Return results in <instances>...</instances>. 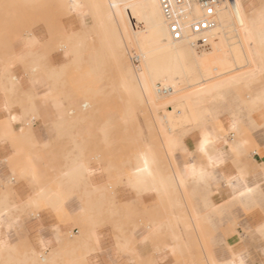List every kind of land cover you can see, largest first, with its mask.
<instances>
[{
    "label": "crops",
    "instance_id": "crops-1",
    "mask_svg": "<svg viewBox=\"0 0 264 264\" xmlns=\"http://www.w3.org/2000/svg\"><path fill=\"white\" fill-rule=\"evenodd\" d=\"M2 1L0 22H3L2 11H8L10 15H18L20 11L21 18L15 26L16 34L10 40L16 60L10 72L15 92L10 104L0 93V120L8 118L10 133H20V136L15 142L0 140V188L5 187L13 168V165L12 168L7 165L6 160L18 159L17 168L13 169L19 170L25 153L31 156L36 177L33 180L32 175L25 174L24 178L13 180L6 186L8 201L16 206V210L11 211V216L7 212L1 214L0 240L4 241L5 237L7 240L3 249L11 248L14 241L19 240L21 251L27 254L30 251L47 253L57 246L62 231L74 229L70 223L60 225L59 217L51 206L40 207L34 217L22 215V201L34 196L35 186L46 183L52 176H59L72 162L88 160L87 182L79 189L104 186L100 196L93 195L90 199L93 204L98 203L101 210L93 222L96 241L85 264H206L210 259L235 261L236 264L243 259L246 264H262L264 237L256 229L264 222V210L261 208L264 202V159H261L264 150V98L248 112L237 108L219 116L213 109L217 104L211 103L210 110L207 108L209 116L184 125H192L194 129L178 134V146L170 152L161 146L155 147L164 178L162 185L137 192L122 180L123 177L111 184L110 170L101 163H93V148H72V140L82 143L83 136L76 131L57 130L56 125L62 123V117L51 114L50 100L41 102V93L48 87L43 82V75H48L72 58L69 48L51 50V44L66 39L71 42L81 35L82 22L88 17L86 6L78 5L72 12L63 11L56 22L58 33L52 37L48 22H33L35 3L32 0H5L8 7H2ZM241 1L247 23L257 38L255 46L253 40L250 41L252 50L259 47L261 66L253 73L254 77L264 69V0ZM29 22L33 23L25 29ZM31 48L33 55H25ZM12 113L20 119L12 121L9 117ZM234 121L237 129L230 131ZM203 132L210 133V143L205 152L199 150ZM65 137L68 138L66 147H55V141L58 143L56 138ZM244 141H247L246 145ZM234 145H241L245 153L239 158V166L233 163L231 148ZM220 154H224L226 162L214 165L209 157ZM232 177L235 179H230ZM247 188L252 192L248 193ZM241 192L245 193L243 199L239 197ZM233 197L237 199L232 200ZM245 205L249 206L247 211ZM62 209L67 211L66 217L69 218L78 215L82 207L77 196L73 195L62 202ZM17 217H21L20 221ZM130 220L139 225L133 228ZM141 220L148 223L143 224ZM156 224L160 225L159 231L149 233L148 230ZM158 234L195 235L197 238L182 240L181 244L178 239L162 238L159 245L153 247L146 239ZM199 235L204 237L201 239ZM165 244L174 248H167ZM74 250L80 251L81 248ZM2 261L0 258V263ZM14 264L35 263L26 259Z\"/></svg>",
    "mask_w": 264,
    "mask_h": 264
},
{
    "label": "rangeland",
    "instance_id": "rangeland-1",
    "mask_svg": "<svg viewBox=\"0 0 264 264\" xmlns=\"http://www.w3.org/2000/svg\"><path fill=\"white\" fill-rule=\"evenodd\" d=\"M32 1L35 3L33 22H48L52 37L54 33H58L56 22L63 14V11L72 12L76 6H84L83 3H69L67 0ZM5 6L8 7L9 3L3 0L2 7ZM2 16L3 22H0V65L2 67L3 64H8L9 71L6 73V76H11V67L16 60L15 55L12 53L10 40L16 34L15 26L20 21L21 12L19 11L18 15H10L8 11H2ZM5 20L8 22H5ZM33 22H29L28 27H25V29H28ZM93 22H111V20L102 12V16L98 19L93 17ZM90 24L91 21L88 18H85V22H82L83 27ZM99 30L98 26L93 28V33L91 34L92 41L87 36L84 37L83 35L85 33L81 30V35L76 40L70 42L66 39L61 40L59 43L51 44V50L57 49V47L69 48L72 58L70 62L50 71L56 72V76L58 77L52 93L48 91L50 86L49 74L43 75V82L48 87L41 93V102L50 100L51 114L62 117V123L56 125L57 130L76 131L83 136L82 143L72 140V148L78 150L84 149V147L85 149L93 148V163H101L105 168L109 169L111 174L109 183L114 184L121 177L126 182V176L134 166V157L137 152L143 150L146 146L154 151V153L155 147L161 146L165 150L166 148L156 128V120L151 112V108L139 95L135 94L131 97L126 95L119 85L120 73L126 71L130 63H137L136 59H131L129 53L124 48H120L119 51L111 56L105 49ZM79 38H83L82 44H86V49L83 59L77 61L74 52L76 51V46L80 44L76 42ZM91 45L93 46V55L97 56V65L93 68V73L89 72L91 71L89 61V53L92 52V49L89 48ZM25 55L30 56L33 54L29 50ZM1 67L0 93L7 99L6 102L9 104L15 92V86L13 80L1 76ZM233 72H236V68L230 71V73ZM187 85L188 82H185V88ZM263 98L264 69L249 80L234 82L224 86L219 90V95L212 96L204 101H198L196 107H206L209 109V104L215 103L217 106L213 107V109L218 111L219 116L224 112H232L237 108H244L248 112L250 109L256 107ZM28 124L31 125L30 122ZM8 127V118L0 120V140L10 139L12 142H15L20 136V133L12 134ZM191 129H194L192 125L179 127L174 131V134L176 137H179L180 134L182 135ZM63 135L66 136L65 134ZM56 139L58 143L55 141V147H66L67 137ZM179 142L180 139L177 145L169 146L166 151L170 152L175 146H178ZM15 149L17 152L18 148L15 147ZM30 160V155L23 154L19 170L13 169L17 168L18 159L13 161L6 160L7 165L10 167L13 165V168L11 167V175L5 187L3 189L0 188V209L2 206L5 207V212L9 216L12 214L11 211L16 210V206L9 203V193L6 186L10 185V180L11 182L13 180L17 181L24 178L25 174L32 175L33 166ZM88 164V160L74 161L65 171H61L59 176H52L46 183L35 186L34 188V196L42 189L48 192L54 189H60L61 193L59 196H53L51 201L44 202L42 206H51L59 217L60 225H64V222L70 223L74 229L67 232L62 231L57 246L50 248L47 253L30 251V254H27L21 251L19 240L14 241L12 247L9 248L10 250L1 249L0 240V258L3 260L0 264H14L15 261H25L26 259L31 260L35 264H85L87 254L93 250V242L96 241L93 222H96V216L101 210L100 205L98 203L93 204V202H90V199H93V195L100 196L104 186L101 185L95 188L83 187L82 190L79 189L80 185L83 186V183L87 182L86 173ZM24 165L30 167L29 172H23L21 170ZM76 167H84L86 171L83 174V179L81 178L80 181L75 183L70 181L68 176L70 171ZM45 173H48V171L46 170ZM135 189L137 192H141L137 188ZM73 195L77 196L81 204V214L79 213L75 217L68 218L66 217L67 211H63L62 209V202ZM1 214L3 212L0 211ZM132 222L131 226L133 228L139 225L138 222ZM140 222L143 224L148 223L142 220ZM182 226L186 227V224H182ZM55 227H52V229ZM159 228L160 225L156 224L148 231L151 234H156ZM76 230H78L77 233H75ZM198 237L202 239L204 236L199 235ZM162 238L167 240L178 239L179 244H181L182 240H196L197 236L158 234L150 236L146 240H148L151 246L156 247ZM137 242L133 241L132 243ZM169 246L171 245L165 244V247ZM76 248H81V250H74ZM87 259H89V256Z\"/></svg>",
    "mask_w": 264,
    "mask_h": 264
},
{
    "label": "bare ground",
    "instance_id": "bare-ground-1",
    "mask_svg": "<svg viewBox=\"0 0 264 264\" xmlns=\"http://www.w3.org/2000/svg\"><path fill=\"white\" fill-rule=\"evenodd\" d=\"M67 2L83 3L88 10L86 15L91 24L83 27L84 37L87 36L92 41L93 28L98 26L105 49L111 56L120 48H124L131 59H136L137 63H130L127 70L120 73L119 85L126 95H139L151 108L166 150L178 143L179 138L174 134L176 129L209 116L206 107H196L198 101L219 95V90L228 84L249 80L261 66L258 59L259 47L256 46L252 50L250 44L253 40L255 46L256 34L247 23L241 0L219 1L215 9V26L207 32L211 45L208 49L200 51L192 46L193 37L189 34L190 23L202 15V9L196 0H182L179 4L170 0L172 10L176 11L181 23L183 36L178 40L171 37L160 0ZM102 12L111 22H93V17L98 19ZM76 42L80 44L76 46L74 56L80 61L83 59L86 44H82L83 38ZM89 48L92 49L89 53V72L93 73L97 56L93 55V46ZM30 53H34L33 48ZM234 68L236 72L230 73ZM8 71L9 65L3 64L1 76L12 80L11 76H6ZM57 78L56 72L49 73V93L55 89ZM185 82H188L186 88ZM11 116H14V113L9 117ZM21 170L29 172L30 167L24 165ZM85 171L84 167H76L70 171L68 178L76 183ZM163 181L154 151L146 146L137 152L134 166L126 176V183L142 191L162 185ZM60 193V189L51 192L42 189L32 199L40 208L44 202L51 201L53 196H59ZM0 211L4 213L5 207L2 206ZM1 220L0 215V223ZM3 240L1 249L7 241L6 237Z\"/></svg>",
    "mask_w": 264,
    "mask_h": 264
},
{
    "label": "built area",
    "instance_id": "built-area-1",
    "mask_svg": "<svg viewBox=\"0 0 264 264\" xmlns=\"http://www.w3.org/2000/svg\"><path fill=\"white\" fill-rule=\"evenodd\" d=\"M162 10L167 17L168 28L172 39L178 40L182 38L181 23L178 20L176 11L172 10L170 0H160ZM202 9V15L200 18L192 21L189 27V34L193 37L192 46L200 51L206 50L210 46L209 37L207 32L214 28L215 9L220 0H196ZM182 0H175L176 4L181 3ZM208 9H212L211 12Z\"/></svg>",
    "mask_w": 264,
    "mask_h": 264
},
{
    "label": "snow or ice",
    "instance_id": "snow-or-ice-1",
    "mask_svg": "<svg viewBox=\"0 0 264 264\" xmlns=\"http://www.w3.org/2000/svg\"><path fill=\"white\" fill-rule=\"evenodd\" d=\"M237 7L239 8V5H237ZM209 12L212 11V9H208ZM262 12H264V10H262ZM34 115L33 118H35V110H33ZM10 119L12 121L18 120L20 119V117L18 116H11ZM237 129V123L234 121L231 125L230 131H235ZM24 129L21 128L20 132L23 133ZM220 131H223V128L220 129ZM210 133L208 132H204L202 139L199 143V150L201 152H205L206 151V147L207 145L210 143ZM244 144H247V141H244ZM231 153L233 154L234 158H233V163L236 164L237 166H239L240 164V159L241 157H243L245 155V153L242 151V146L241 145H234L231 148ZM261 159H264V150H262V155H261ZM209 160L213 162V164H224L226 162V158L224 156V154H220L217 157H209ZM243 172V170L241 169V173ZM35 172H32V179L35 180ZM230 179H235V177H232ZM9 183H11V180L9 181ZM246 191L248 193L252 192L251 188H247ZM245 196L244 192L239 193V197L241 199H243V197ZM236 197H233L232 200H236ZM230 202H226V204H228ZM22 205H23V212L22 215H26L27 217H34L37 212L39 211V204L37 202H35L31 197H29L27 200L22 201ZM223 207V206H222ZM247 205L244 206L245 211L248 210ZM261 208L262 210H264V202H262L261 204ZM21 217H17V221H20ZM11 227V225L9 226ZM256 231H258L262 237H264V222H262L260 224V226L256 229ZM145 264H148V262H145ZM206 264H236L235 261H221L218 262L217 260L214 259H210L209 261L206 262ZM239 264H246V261L241 259L239 260ZM262 264H264V261H262Z\"/></svg>",
    "mask_w": 264,
    "mask_h": 264
}]
</instances>
